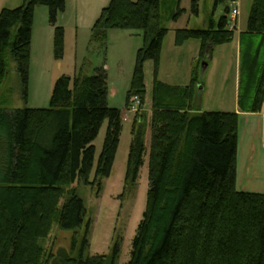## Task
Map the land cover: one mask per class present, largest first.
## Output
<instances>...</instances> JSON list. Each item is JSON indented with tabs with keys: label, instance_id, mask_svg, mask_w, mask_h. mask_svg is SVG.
<instances>
[{
	"label": "trees",
	"instance_id": "16d2710c",
	"mask_svg": "<svg viewBox=\"0 0 264 264\" xmlns=\"http://www.w3.org/2000/svg\"><path fill=\"white\" fill-rule=\"evenodd\" d=\"M66 3L23 0L19 7L2 9L0 92L15 61L23 95L28 97L36 6L49 8L55 56H64L65 29L57 22ZM170 3L168 9L177 8L170 17L177 20L185 9L181 0ZM166 4L165 0H111L92 27L90 43L103 50L110 29L144 32L145 46L138 50L126 103L134 95L146 101L144 63L152 60L156 68L159 65L168 32L162 25ZM192 5L198 13L199 0H192ZM230 11L226 6L218 23L211 20L206 29L176 30L175 45L200 40L198 61H203L216 46L233 40L234 30L227 27ZM247 31L264 34V0H254ZM197 68L187 86L154 81L147 204L128 264H264V193L236 187L239 116L199 111L194 104L200 85ZM108 92L107 72L97 69L92 75L58 77L48 109L8 111L1 99L0 264H45L40 241L52 224L57 222L64 230L84 225L83 199L72 191L62 205L60 200L65 188L77 181L102 190L103 180L111 176L124 124L122 109L108 106ZM105 121L106 137L95 165L94 142ZM144 134V126L133 123L127 180L134 183L147 152ZM90 224L88 220L87 233ZM87 244L85 236L78 257L60 248L49 264H117L119 242L110 260L84 256Z\"/></svg>",
	"mask_w": 264,
	"mask_h": 264
},
{
	"label": "rangeland",
	"instance_id": "374dc122",
	"mask_svg": "<svg viewBox=\"0 0 264 264\" xmlns=\"http://www.w3.org/2000/svg\"><path fill=\"white\" fill-rule=\"evenodd\" d=\"M11 1L10 7L22 4V2ZM165 1L167 4L162 7V25L168 29V32L163 40L158 67L156 68L152 60L144 63L147 94L146 101L137 114L126 112L129 103L126 101L136 68L138 50L145 46L144 32L131 29H110L107 49L103 50L99 45H91L90 30L78 29L74 10L69 5L58 17L57 25L65 29V48L64 56L57 58L54 46L55 27L49 21V8L45 5L36 6L30 46L28 97L25 99L23 95L16 62L13 61L0 92V102L3 98V107L8 111L26 107L48 109L58 77L92 75L97 69H101L107 72L108 77V106L122 109V117L127 115L129 118V121H123V132L113 170L111 176L103 180L102 190H99L97 186L86 185L82 181H77L65 188L60 204L62 205L71 192L75 191L84 201L87 218L82 228L78 230H64L57 222L52 224L48 236L40 241L44 250L45 264L50 263L51 255H55L60 248H65L71 256L78 257L85 236L88 244L84 249V256H105L110 260L115 244L119 242L121 248L117 264H128L130 261L133 241L147 204L154 81L158 80L168 85L187 86L191 81L192 70L197 65L200 85L194 104L208 111L223 109L221 100L218 101L217 91L222 70L226 66L220 55L223 49L215 47L212 55H206L204 60L199 62L200 41L190 39L184 45L176 46L175 37L178 29H206L212 19L217 24L224 14L225 7L230 5V0H199L198 13L193 9L192 0H182L181 8L185 11L177 20L170 17L171 11L177 8L170 5L171 8H167L168 4H172L170 3L172 0ZM233 7L234 5L231 9ZM250 7V2L245 0L240 19H247ZM208 63L211 64L210 67L207 66ZM227 66L229 67L227 74L231 76L234 72L233 58ZM135 118H137L136 121H134ZM133 123L137 126L141 124L144 126L147 146L144 165L140 168L135 183L131 179L127 180ZM107 125L105 121L94 142L95 165L103 149ZM88 220L91 224L87 233Z\"/></svg>",
	"mask_w": 264,
	"mask_h": 264
},
{
	"label": "crops",
	"instance_id": "0c3cea01",
	"mask_svg": "<svg viewBox=\"0 0 264 264\" xmlns=\"http://www.w3.org/2000/svg\"><path fill=\"white\" fill-rule=\"evenodd\" d=\"M13 1L23 4V0ZM248 1L251 4L249 11L251 12L254 0ZM10 2L12 1L0 0V12L4 8H16L10 7ZM110 2L111 0H67L66 8L70 5L74 10L75 22L79 30L91 31L102 10ZM230 2L231 6L234 2V5L238 7L239 15L234 28L233 40L216 46L223 49L220 55L226 66L222 70L217 90L218 101L221 100L223 109L213 111L233 112L239 116L237 189L245 192L264 193V34L247 31L250 13L246 20L240 19L245 0H230ZM200 51L201 42L199 55ZM232 58L234 72L230 76L227 74L229 71L227 64L231 62ZM207 66L210 67L211 64L208 63ZM257 99L259 100L257 107H260L255 111L252 108ZM199 111L208 110H203L200 107Z\"/></svg>",
	"mask_w": 264,
	"mask_h": 264
},
{
	"label": "built area",
	"instance_id": "2783aa9c",
	"mask_svg": "<svg viewBox=\"0 0 264 264\" xmlns=\"http://www.w3.org/2000/svg\"><path fill=\"white\" fill-rule=\"evenodd\" d=\"M238 15H239V9L238 7L234 6L228 15L227 27L229 29L232 30L235 28ZM142 107H143L142 99L140 98V96L134 95L130 98L129 103L127 104L126 112L131 114H137ZM122 119L123 121H129L127 115L124 118L122 117Z\"/></svg>",
	"mask_w": 264,
	"mask_h": 264
}]
</instances>
